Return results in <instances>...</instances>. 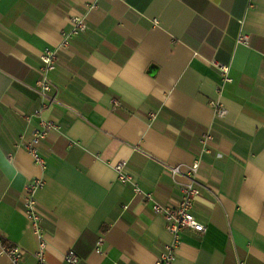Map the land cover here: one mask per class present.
<instances>
[{
    "label": "crops",
    "instance_id": "obj_1",
    "mask_svg": "<svg viewBox=\"0 0 264 264\" xmlns=\"http://www.w3.org/2000/svg\"><path fill=\"white\" fill-rule=\"evenodd\" d=\"M73 15L87 28L57 50L40 166L23 146L38 124L39 54ZM194 161L191 212L205 230H182L171 264H264V0H0V236L23 264L38 248L22 211L31 179L43 181L48 264H155L173 235L133 188L175 202L186 178L169 166Z\"/></svg>",
    "mask_w": 264,
    "mask_h": 264
},
{
    "label": "built area",
    "instance_id": "obj_2",
    "mask_svg": "<svg viewBox=\"0 0 264 264\" xmlns=\"http://www.w3.org/2000/svg\"><path fill=\"white\" fill-rule=\"evenodd\" d=\"M71 28L69 31L63 33L62 38L56 48H47L41 51L39 58L41 65L39 67V79L36 82V91L40 96V105L35 110V116L38 117V124L33 129L32 138L29 142L23 143V146L29 151L35 163L40 166L44 165V160L38 153L37 146L40 141L47 135L50 128L55 127L54 122L45 117L44 112H47L56 102L58 87L53 82L50 74L55 69L57 60L58 48L69 47L70 38L79 32L86 30L87 23L82 16L73 15L68 18ZM248 39L247 34H239L237 41H246ZM212 64L219 69L224 80H230L228 74V66L222 64L216 60L212 61ZM214 111L217 115H223L225 113L224 106L219 103H213ZM28 118V117H26ZM203 142L206 143L211 136L206 134L203 136ZM198 161L186 165L185 168H181L180 165L169 166V170L172 175H181L186 178L185 183L181 186V195L175 202L162 203L157 201L153 194L149 192H142L141 188L134 186L133 194L141 195L143 199L150 202L149 206L155 214L161 215L165 222V227L173 235L172 243L167 245V249L161 252L155 262V264H171L175 258L174 246L180 242V232L184 229H191L194 231H204L205 225L199 222L191 212L193 200L200 192V188L203 187L197 180ZM119 181L125 182L129 180L128 174L125 171L124 162L119 161L113 165ZM43 184L41 178H33L23 188L22 191V211L31 223L33 232L38 239V248L34 252L35 264H48L44 257V252L47 246L45 239V233L40 226L41 214L37 208V202L34 198L35 191ZM125 207V206H124ZM102 239L99 238L96 245H99ZM0 249L8 258V264H23L22 248L9 241H3L0 236ZM94 250L99 252V248ZM64 260L69 263H76L78 257L72 250H67L64 254Z\"/></svg>",
    "mask_w": 264,
    "mask_h": 264
}]
</instances>
